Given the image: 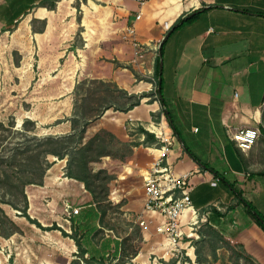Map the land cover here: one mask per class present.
I'll return each instance as SVG.
<instances>
[{
    "label": "crops",
    "instance_id": "0c3cea01",
    "mask_svg": "<svg viewBox=\"0 0 264 264\" xmlns=\"http://www.w3.org/2000/svg\"><path fill=\"white\" fill-rule=\"evenodd\" d=\"M50 1L6 0L2 17L6 25L15 26L17 49L24 56L36 54L38 67L67 68L71 79L66 97L74 98L82 78L112 81L129 93H150L131 109H104L92 128H106L130 144L129 155L104 156L96 170L105 168L114 175L109 184L123 222L131 233L140 229L141 235L132 255L130 231L123 234L119 225L101 222L92 193L82 181L66 175L64 164L58 172L56 163L37 189L54 185L68 196L75 193L67 199L80 207V214H69L57 201L35 205L34 189L27 188L30 216L46 227L44 213L51 211L63 229H43L17 216L20 231L0 235L9 264H174L165 254V235L156 229L162 216L145 210L144 178L160 150L144 142L139 127L148 130L152 123L175 137L168 153L174 169L194 172L193 207L180 221L184 247L194 245L188 248L189 257L197 264H234L221 240L213 245L212 228L239 241L238 250L264 264V229L243 202L247 199L264 215V0H145L142 5L136 0H55L53 9ZM197 9L201 12L193 19L172 27L160 53V41L175 20ZM33 19L37 27L45 21L44 29H33ZM131 26L134 34L128 31ZM133 38L143 44L141 54L135 53ZM158 54L173 126L164 114L159 121L152 115L161 110L155 93ZM240 126L260 129L247 151L230 137L229 131ZM193 209L197 224H192ZM62 218L80 231L81 248ZM240 264L246 263L240 259Z\"/></svg>",
    "mask_w": 264,
    "mask_h": 264
},
{
    "label": "rangeland",
    "instance_id": "374dc122",
    "mask_svg": "<svg viewBox=\"0 0 264 264\" xmlns=\"http://www.w3.org/2000/svg\"><path fill=\"white\" fill-rule=\"evenodd\" d=\"M4 1L6 2V0H0V122H2L5 126L0 130V156L6 158L14 152L16 147L26 146V140L29 138L28 136H61L71 133V119L76 118L75 116H82L85 109L87 110V115L93 114L101 107L102 102H99V100L95 98V95L99 94V92H90V88L93 90L99 84L88 82L83 88L78 86L82 80H89L87 78H82L76 83L74 88V98L66 97V88L69 86L68 81L71 79L70 72L67 71V68L63 70L64 67L61 66L56 68L38 67L36 62L38 57L36 54L29 52L27 56H24L23 53L17 49L18 45L16 40L13 39L15 26L6 25L8 20H4L2 17L5 9L2 6ZM114 93L118 94L119 92L116 90ZM84 94L88 97L85 102L82 100V97L85 96ZM98 117L99 115L89 118L88 121L84 123V141L97 132L98 129L93 131L92 128L94 127L93 125L96 124ZM26 119L33 121L28 123V126L31 128L29 131L24 129L23 123ZM79 127L83 128L82 126ZM76 131L78 132L79 129ZM103 136L107 141H110V138H108L105 134H103ZM31 141L32 140H30V142ZM108 150L112 152V155L110 156L118 158L126 157L130 154L127 146L118 144L114 140L110 142ZM104 156L107 155H103L98 160L91 161L90 167L96 170V167L102 164ZM46 158L50 162V165L45 170L44 177L48 170L53 168V165L56 163V169L58 172L61 170V164L65 165L67 172V155L64 157H58L57 155L50 153L46 156ZM44 177L42 184L30 183L26 185L25 192L27 195L28 208L30 200L28 198L27 188L31 190L34 189L33 198L35 200L33 201V204L39 205L41 201H44L45 203L48 201H57L60 202V205L63 204L65 211L68 212L66 210V204L69 203L67 198H69V196L75 197L76 194L74 193L73 195L72 193V195L68 196L67 193L57 190L54 185L45 188L43 187L41 190L37 189L39 188L38 185H44ZM109 186L110 199L102 203L103 207H106V212L103 215L101 222L104 220L105 223L119 225L117 230L123 234H127L130 229L127 228L126 222H123L124 215L120 209L119 202H116L114 199V192H112L113 187L110 184ZM0 204L15 223L17 216H21L23 219L24 217L27 218L21 210L14 208L12 205L3 202ZM28 208L27 213H29ZM37 209L40 210L41 208ZM99 210L102 211L100 207ZM51 213V211H45V223L49 225L43 229L62 228L61 225H58L57 223L59 222V219L51 215ZM34 218L37 219L36 217ZM60 222L62 224H68V229L70 230V234L72 236H79L80 231L74 228V223L71 224V229L70 221H65L62 218ZM19 231L20 227L16 232ZM131 232L132 230L128 234L129 237L131 236V240L129 242L130 249H132L134 245L138 244V237H134V234ZM3 251L4 250L0 243V264H9L12 260L10 257L9 260L5 259Z\"/></svg>",
    "mask_w": 264,
    "mask_h": 264
},
{
    "label": "trees",
    "instance_id": "16d2710c",
    "mask_svg": "<svg viewBox=\"0 0 264 264\" xmlns=\"http://www.w3.org/2000/svg\"><path fill=\"white\" fill-rule=\"evenodd\" d=\"M55 5V0H51L48 4V7L53 9L55 8ZM77 7L79 8V3L77 4ZM193 12L194 13L192 16L188 18L185 16H179L171 27H176L180 22L193 19L195 15L201 12V9L194 10ZM35 21V19L32 20L33 29H44L46 24L45 21H42V27H37L35 25ZM161 51H163V45L161 46ZM161 56L162 54H158L155 61L154 74L157 86L159 77H162V74L159 73ZM88 82L99 84L93 90L90 88V92H99V94L95 95V98L99 100V102H102L101 107L96 112L91 115H87V110L85 109L82 113V116H75L76 118H72L71 133L61 136H28L29 138L26 140V146L16 147L14 152H12V154L6 158L0 156V203H8L14 208L21 210L30 221L36 223L42 228L45 227L37 219L32 218L29 213H27L28 201L25 187L30 183L42 184L45 170L50 165V162L47 160L46 156L50 153L57 155L58 157H64L65 155L68 156L66 175L78 179L84 183L85 187L92 193L94 200L98 204V207L102 209L100 217L102 220L103 215L106 212V207H103L102 203L110 199L109 183L113 179L114 175L105 168H100L98 170L92 169L90 167V162L98 160L103 155H112V152L108 150V146L113 140L118 144L127 146L130 152L131 147L129 143L122 142L112 132L106 129L98 130L93 136L84 141V123H86L89 118L100 115L104 109L109 107H114L115 109L120 110L131 109L135 105L140 104L144 96L150 94L149 92H142L138 94L129 93L126 89L120 88L116 83L102 79L82 80L78 86L83 88ZM116 90L119 92L118 94L114 93ZM155 93L157 94L156 98L161 104V110L158 114H152L154 119L159 121L160 116L164 114L169 124L173 126V118L166 105L164 97L160 98L158 88H156ZM84 95L85 96L82 97L83 102H85V100L88 98L86 94ZM30 122L33 121L30 119L24 120V129L27 131L31 129L28 126V123ZM4 126L5 125L0 122V130L4 128ZM79 126H82L83 128H80ZM77 129H79L78 132L76 131ZM139 130L145 134L144 142L146 144H160L158 138L153 132H150L143 127H139ZM174 131H177L176 128H174ZM103 134L110 138V141H107ZM30 140L32 141L30 142ZM237 193L241 195L240 191H237ZM243 202L248 207L252 217L264 229V215L255 209L252 203L247 199L243 198ZM18 230L19 227L17 224L11 219V217L6 213L0 204V234L7 237ZM63 233L67 234L65 230H63ZM210 233L214 241V246H216L215 244L218 245V242L221 240L226 245V247L230 249L231 258L234 264H240V259H242L246 264H258L255 262L252 256L246 254L242 250H238L237 247H241V243L239 241L232 238H225L212 228ZM133 234L134 237H140V229L135 228V232ZM73 237L75 238L77 245L81 248L80 239L76 236ZM136 246L137 245H134L131 250L129 249L131 251L129 253L135 255L137 252Z\"/></svg>",
    "mask_w": 264,
    "mask_h": 264
},
{
    "label": "built area",
    "instance_id": "2783aa9c",
    "mask_svg": "<svg viewBox=\"0 0 264 264\" xmlns=\"http://www.w3.org/2000/svg\"><path fill=\"white\" fill-rule=\"evenodd\" d=\"M141 5L145 0H136ZM140 13L136 15L140 17ZM134 34V26L128 28ZM136 47V54L142 53L143 44L133 38ZM148 130L153 132L160 144L155 145L160 150V154L152 161L150 169L144 178V190L146 194L145 210L158 213L162 216V221L157 225V231L166 237V255L174 259V264H197L192 257H189V247L193 248V242H189L188 247L183 245V230L181 228V217L192 209V198L190 191V180L193 175L192 170L176 171L173 164L168 159L170 145L174 142V136L167 133L159 123H152ZM231 139L238 148L243 151L249 150L257 141L260 129L255 126H240L229 131ZM66 210L70 214H77L80 207L66 204ZM192 224H197L196 210L193 209ZM140 225L145 224V220L139 221ZM193 232H191L192 234Z\"/></svg>",
    "mask_w": 264,
    "mask_h": 264
},
{
    "label": "water",
    "instance_id": "95a60500",
    "mask_svg": "<svg viewBox=\"0 0 264 264\" xmlns=\"http://www.w3.org/2000/svg\"><path fill=\"white\" fill-rule=\"evenodd\" d=\"M191 14H192V13H191ZM191 14H189V16H190ZM172 29H173V28L171 27V28L167 31V33L163 36L162 40L160 41V45H159V52H160V53L162 52V51H161V46H162L163 40L166 38V36L169 35V33H170V31H171ZM162 67H163V63H162V60H161L160 65H159V73H160V74H162ZM161 83H162V77L160 76V77H159V81H158V86H157V88H158V92H159V96H160V98H163V94H162V92H161V86H162Z\"/></svg>",
    "mask_w": 264,
    "mask_h": 264
}]
</instances>
